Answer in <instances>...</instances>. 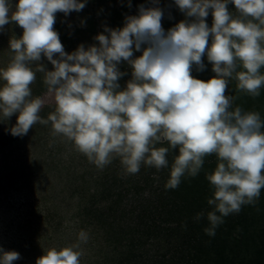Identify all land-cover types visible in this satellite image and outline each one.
Instances as JSON below:
<instances>
[{
	"label": "clouds",
	"instance_id": "1",
	"mask_svg": "<svg viewBox=\"0 0 264 264\" xmlns=\"http://www.w3.org/2000/svg\"><path fill=\"white\" fill-rule=\"evenodd\" d=\"M149 2L125 16L123 27L104 26L96 43L66 53L56 14L79 13L88 0H0V32L9 24L22 29L20 38L9 40L11 59L0 68V119L17 117L10 129L17 137L37 123L51 124L53 137L64 138L98 169L119 158L126 174L138 173L142 164L166 168L169 152L178 150L166 189L196 177L214 155L216 167L205 174L211 210L204 229L214 237L225 217L254 206L264 189V120L234 107L238 96L226 94L230 80L237 93L252 98L264 87V0H173L185 19L167 31L159 0ZM134 52L141 55L134 58ZM205 57L215 74L207 81L192 75L205 71ZM122 62L131 73L123 88L119 81L128 73L120 71ZM37 72L55 105L46 119L40 115L46 99L32 95ZM88 239L81 230L77 243L51 248L35 264H80L76 249ZM19 259L18 252L0 248V264Z\"/></svg>",
	"mask_w": 264,
	"mask_h": 264
},
{
	"label": "trees",
	"instance_id": "2",
	"mask_svg": "<svg viewBox=\"0 0 264 264\" xmlns=\"http://www.w3.org/2000/svg\"><path fill=\"white\" fill-rule=\"evenodd\" d=\"M88 0L86 7L79 13L72 12L67 17L56 14L55 30L66 53L74 51L78 45L96 43L93 37L103 32V27H123L127 15H136L139 5L150 6L149 0ZM165 15L162 26L167 31L185 19L175 7L173 0H159ZM171 6V7H169ZM235 13L234 6H228ZM169 14L171 19H169ZM84 21L81 26L80 22ZM209 27L212 17L206 18ZM19 37L22 29L15 24ZM140 52H134V58ZM55 58V57H54ZM46 69L51 64L43 59ZM205 71L192 75L207 81L215 74L211 64L204 58ZM120 71L128 73L119 83L121 88L131 78L130 69L125 62ZM264 72V69H262ZM43 73H36V81L31 85L33 97L45 92ZM228 95L238 96L234 107L245 111H257L264 120V87L259 97L239 94L236 81L230 80ZM55 105L43 108L41 117L54 111ZM14 115L7 121L0 119V149L8 147L21 137L10 133L16 123ZM38 133L45 137L48 125L35 124ZM40 136V137H41ZM43 137L41 140L43 141ZM51 148L56 145L52 140ZM155 147H167L156 144ZM55 150H51L53 152ZM178 150L170 151L167 159L169 166L160 170L141 165L136 174H126L119 158L98 169L84 155H79L82 165L73 166L70 161L64 165L69 171V182L65 189L68 199L74 200L72 219L74 225L88 233L89 245L97 249L94 262L98 264H264V189L257 203L242 206L241 211L224 218V223L216 229V235L209 237L204 232L208 227L206 214L211 209L207 199L211 197L206 173H211L217 164L216 157L205 158L201 172L196 177L182 178L176 189H166L170 168ZM76 199V200H75ZM205 215L195 220L198 213ZM51 216L47 213L46 217ZM47 219H51L50 217Z\"/></svg>",
	"mask_w": 264,
	"mask_h": 264
},
{
	"label": "rangeland",
	"instance_id": "3",
	"mask_svg": "<svg viewBox=\"0 0 264 264\" xmlns=\"http://www.w3.org/2000/svg\"><path fill=\"white\" fill-rule=\"evenodd\" d=\"M17 2L11 0L13 5ZM14 36L20 38L12 24L0 32V68L10 62L8 46ZM40 97L47 101L43 108L54 106L47 90ZM37 131L32 127L20 140L0 149V248L20 254L21 259L13 264H35L49 249L60 250L77 243L82 230L72 219L75 203L65 190L70 173L64 168L67 161L74 167L85 164L80 160L81 153L64 138L53 137L51 124L45 137ZM52 140L55 148L50 147ZM47 213L52 217L49 220ZM89 242L90 238L76 249L82 252L80 264L99 263L94 262L97 249Z\"/></svg>",
	"mask_w": 264,
	"mask_h": 264
}]
</instances>
